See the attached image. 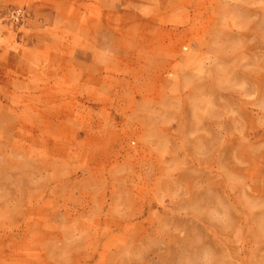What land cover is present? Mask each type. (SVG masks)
<instances>
[{
  "label": "rangeland",
  "instance_id": "374dc122",
  "mask_svg": "<svg viewBox=\"0 0 264 264\" xmlns=\"http://www.w3.org/2000/svg\"><path fill=\"white\" fill-rule=\"evenodd\" d=\"M96 2L0 0V264H264V0Z\"/></svg>",
  "mask_w": 264,
  "mask_h": 264
},
{
  "label": "crops",
  "instance_id": "0c3cea01",
  "mask_svg": "<svg viewBox=\"0 0 264 264\" xmlns=\"http://www.w3.org/2000/svg\"><path fill=\"white\" fill-rule=\"evenodd\" d=\"M91 8H97L96 0H89ZM128 6L130 7H149V6H158L162 8L160 18H154L153 21L169 24L174 23L176 25L183 24L187 21V8L189 7V0H128ZM170 7V10H165L164 8ZM94 8V9H96ZM133 14L131 11H126L122 15ZM169 30H162V34L165 35ZM162 57L159 59V65L164 61L163 50L160 49ZM163 64V63H162ZM141 85V83H138Z\"/></svg>",
  "mask_w": 264,
  "mask_h": 264
}]
</instances>
